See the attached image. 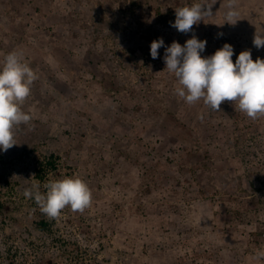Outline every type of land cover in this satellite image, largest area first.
I'll return each mask as SVG.
<instances>
[{"label":"rangeland","instance_id":"374dc122","mask_svg":"<svg viewBox=\"0 0 264 264\" xmlns=\"http://www.w3.org/2000/svg\"><path fill=\"white\" fill-rule=\"evenodd\" d=\"M201 2L0 0V66L19 51L38 75L23 105L32 121L0 150V264H264V117L187 105L164 61L193 35L204 57L229 43L233 62L243 50L264 59L253 45L264 0H236V25H216L228 0L189 33L160 20ZM76 176L93 193L83 213L52 220L23 195Z\"/></svg>","mask_w":264,"mask_h":264},{"label":"clouds","instance_id":"9594fccd","mask_svg":"<svg viewBox=\"0 0 264 264\" xmlns=\"http://www.w3.org/2000/svg\"><path fill=\"white\" fill-rule=\"evenodd\" d=\"M215 3L216 0H203L175 8L172 27L181 33L192 32L194 25L213 15ZM226 7L224 22L217 26L225 22L236 25L240 20L236 0H228ZM206 43L193 35L183 45L173 41L165 48V69L178 81L175 94L189 106L202 101L210 109L220 111L222 103L232 102L235 110L252 120L264 117V59L253 60L251 51L243 50L233 62L234 49L229 43L204 57L201 53ZM253 45L264 48V32L255 33ZM161 47H164L162 38L151 42L152 59L158 58ZM37 79L36 71L25 61L22 52L12 51L4 57L0 66V150L4 152L19 144L16 129L33 119L23 110V105ZM23 195L33 199L40 211L52 220L59 219L65 209L83 213L93 204L91 188L78 176L49 180L43 185L33 182ZM256 257L264 258V250L257 251Z\"/></svg>","mask_w":264,"mask_h":264},{"label":"trees","instance_id":"16d2710c","mask_svg":"<svg viewBox=\"0 0 264 264\" xmlns=\"http://www.w3.org/2000/svg\"><path fill=\"white\" fill-rule=\"evenodd\" d=\"M124 7L126 9L129 8V6L125 3ZM160 15V20H162L167 27H172V24L175 21V11L174 10H169V13H159ZM174 28V27H173ZM208 149V147H207ZM41 164V168H39V172H37V177H42L41 173L46 170V168H49L51 165V168H56L57 167V163L54 159H52V157L50 159H46V160H41L40 162ZM40 227H42L43 229L47 228L49 226L48 221H46L45 219H42L40 222Z\"/></svg>","mask_w":264,"mask_h":264}]
</instances>
